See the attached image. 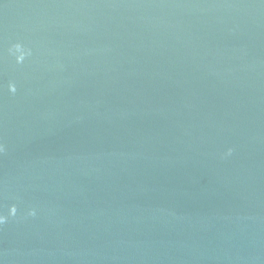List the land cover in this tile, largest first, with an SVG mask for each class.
I'll use <instances>...</instances> for the list:
<instances>
[{
  "label": "water",
  "instance_id": "95a60500",
  "mask_svg": "<svg viewBox=\"0 0 264 264\" xmlns=\"http://www.w3.org/2000/svg\"><path fill=\"white\" fill-rule=\"evenodd\" d=\"M0 218V264H264V0H0Z\"/></svg>",
  "mask_w": 264,
  "mask_h": 264
},
{
  "label": "clouds",
  "instance_id": "9594fccd",
  "mask_svg": "<svg viewBox=\"0 0 264 264\" xmlns=\"http://www.w3.org/2000/svg\"><path fill=\"white\" fill-rule=\"evenodd\" d=\"M13 214H15V209H13ZM0 223H5L4 218H0Z\"/></svg>",
  "mask_w": 264,
  "mask_h": 264
},
{
  "label": "snow or ice",
  "instance_id": "6c2138e0",
  "mask_svg": "<svg viewBox=\"0 0 264 264\" xmlns=\"http://www.w3.org/2000/svg\"><path fill=\"white\" fill-rule=\"evenodd\" d=\"M3 223H0V225H2Z\"/></svg>",
  "mask_w": 264,
  "mask_h": 264
}]
</instances>
